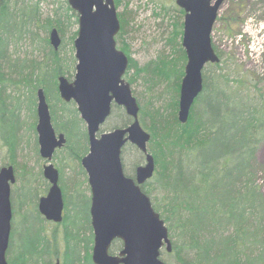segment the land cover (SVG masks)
<instances>
[{
  "label": "trees",
  "instance_id": "1",
  "mask_svg": "<svg viewBox=\"0 0 264 264\" xmlns=\"http://www.w3.org/2000/svg\"><path fill=\"white\" fill-rule=\"evenodd\" d=\"M116 2L119 3V0H115ZM30 8L33 10L31 16L21 12L27 19L35 15V9ZM67 8L72 9L70 6ZM5 13L12 17V29L3 27L0 23V118L7 124L4 129L0 128V140L8 148L7 164H12L15 170L16 145L21 126L17 108L24 101L31 108L27 99H32L34 105V91L37 97L39 87L43 88L46 99L50 101L49 110L55 131L63 132L66 137L62 147L70 157L80 161L88 151L86 127L80 128L77 108L71 105L73 100L65 101L57 93V78L61 74L65 75L66 71L62 66L69 63L57 57L56 49L51 45L48 36L46 42L49 43L52 54L50 63L44 65L40 61L27 62L24 59L26 63L19 68L14 65L17 61L15 59L7 66L8 71H5L3 61H6V43L1 31L6 29L9 36H12L19 30L20 24L26 21V18L17 19L19 12L11 11L7 0H0V18ZM71 13L78 17L75 10ZM118 17L120 30L117 37L123 33L127 23L124 13H118ZM56 21L52 27L60 32L62 25L58 23L59 19ZM175 26L173 39L178 57H165L154 61L155 71L165 72L167 75L177 72L176 88L171 101L172 112L166 114L159 108H147L136 97L139 103V120L150 133L147 148L155 161L161 163L160 169L156 168L153 173L156 174L155 180L158 183L157 188L161 189L158 190L161 197L152 199L151 203L168 227L172 248L170 251L163 248L164 252L174 258L173 264H252L253 261L255 264H264V192L255 178L257 147L264 140V84H248L241 77L234 78L230 84L222 73L210 76L205 72V66L202 71V90L191 105L187 121L180 122L177 116L178 98L186 54L180 40L183 22L176 21ZM119 48L127 53L123 43ZM219 61L208 63L218 65ZM171 63L173 65L169 68ZM133 66L137 73H147L150 70L148 63L139 65L133 58H129L128 67ZM26 67L33 70H26ZM52 69L57 94L55 99L60 103L57 109L54 102L51 103L49 87L41 78V70ZM20 86H25L28 91L22 101L13 94ZM128 116L121 118L113 127L127 125L131 121ZM35 117L34 127H31L33 130L37 122V112ZM62 181L59 169L60 186ZM141 188L151 195L152 190L146 186V181L141 184ZM61 189L66 208L70 201L71 210L74 209L73 198L66 200L65 188ZM76 194H81L86 199L88 227L73 231L72 226L67 224L71 214L66 212L62 218L65 245L73 248L75 244L83 241L85 253L83 255L78 251L74 263L86 264V261L88 264H95L90 252L93 245L90 195L86 196L75 190L72 197ZM22 204L26 203L19 202L17 209L15 208L14 190H11L12 213L17 210L19 214L18 209ZM32 204L30 207L37 217L43 222L47 221L39 212L37 201ZM28 206L25 205L22 211L28 209ZM11 221L13 222V218ZM113 243H116V250L122 246L120 240H114ZM254 245L258 246L255 250ZM110 251L115 249L110 248ZM54 252L57 257L56 250ZM46 263L50 264L49 261L44 262Z\"/></svg>",
  "mask_w": 264,
  "mask_h": 264
},
{
  "label": "rangeland",
  "instance_id": "2",
  "mask_svg": "<svg viewBox=\"0 0 264 264\" xmlns=\"http://www.w3.org/2000/svg\"><path fill=\"white\" fill-rule=\"evenodd\" d=\"M68 4L67 0H7L8 8L13 12H19L17 19L26 18V21L24 24H20L19 30L17 29L18 31L12 36H9L6 29L1 31L6 43V61H3L5 71H8L7 66L15 59L17 61L14 62V65L19 68L26 63L23 61L24 59L27 62L40 61L44 65L50 63L52 54L49 50L51 47L46 39L51 27L54 26L52 24L59 19L58 23L62 25V31L59 32L61 43L56 49V54L65 63H69V65L62 66L66 71L65 76L70 80L74 77L76 58L73 39L78 30V17L71 13L72 9L67 8ZM115 5L117 13H124L127 20L123 33L118 37V33L115 35L117 47L123 43L127 49L128 54L125 53L128 58H133L139 65L147 63L150 65V70L147 73L145 71L137 73L134 66L130 68L127 66L123 74L124 78L130 83L133 94L139 100L141 99V103L145 104L147 108H159L166 114L171 113L177 72L167 75L164 74L165 72L155 71L154 61L159 58L178 57L173 31L175 32L176 21L183 22L184 10L180 11L181 7L176 4L175 0H119V3L116 2ZM30 7L35 9V15L27 19L21 12L31 16L33 10ZM0 23L3 27L12 29L11 15L9 13L2 15ZM211 39L214 49L220 55V61L218 65L205 64V72L210 76L222 73L230 84L236 77L245 79L248 84H264V0H224L212 27ZM172 65L173 63L169 65V68ZM204 67L202 71H204ZM25 69L28 70L30 67ZM41 78L49 87L52 96L51 103L54 102L57 109L60 103L55 99L57 94L53 83V69L41 70ZM26 93H28L26 87L20 86L19 90L13 94L18 97L19 101H22L25 99ZM34 97L36 98L34 105L32 99H27L31 108L25 101L20 103L17 108L21 126L15 153L16 179L11 185V190H14L16 209L19 202L26 204L19 207V214L17 210L12 213L13 222L11 221L6 258L8 264H44L48 261L53 264L56 259H59L61 264H75L74 259L77 257L78 251L81 254L85 253L84 242L80 241L73 248H68L63 235V222H43L30 207L33 206L32 203L38 202V197L45 194L49 186L48 180L42 173L46 159L38 151V144L35 142V128L34 130L31 128L34 127L36 120L37 97L35 91ZM47 102L50 104L49 100ZM71 105L77 108L74 101ZM76 115L80 119V128L85 129V121L81 118L78 109ZM126 116L128 115L121 105L113 104L111 113L101 125L100 130L113 128L121 118ZM145 120L147 122L146 117ZM141 125L147 130L142 123ZM1 127L4 129L7 124L0 118ZM1 134L2 130L0 137ZM144 159V154L134 144L127 142L123 146L121 160L125 174L133 175L136 165L144 162ZM8 161V148L0 140V165L7 164ZM51 161L60 169L63 180L61 187L65 188L66 200L73 198L74 209L71 210L70 201L67 202V208L64 203L63 215L66 212L71 214L67 224L72 226L73 231H76L77 228H87L86 199L81 194L72 197L75 190L83 195H90L87 173L80 161L70 157L64 147H60L54 152ZM160 164L155 161V169H160ZM255 170L256 182L264 192V140L257 147ZM155 179L156 174H153L145 180L146 186L152 190L151 195L147 194L150 200L161 197V193L158 191L161 189L157 188L158 183ZM25 205L29 206L23 212L22 208H25ZM53 231H55V237H53ZM82 234L83 232H81ZM115 246L116 243L111 244V248L116 250ZM163 248L161 249V258L168 264H173L174 258L169 257ZM253 248L255 250L258 246L254 245ZM55 250L57 257H55ZM85 263L88 264L86 261ZM252 264H255V261Z\"/></svg>",
  "mask_w": 264,
  "mask_h": 264
},
{
  "label": "water",
  "instance_id": "3",
  "mask_svg": "<svg viewBox=\"0 0 264 264\" xmlns=\"http://www.w3.org/2000/svg\"><path fill=\"white\" fill-rule=\"evenodd\" d=\"M224 0H175L184 10L181 43L186 62L181 78L177 116L187 121L191 105L203 87L202 70L208 62H218L219 55L211 41V31ZM78 13V30L74 38L76 58L74 77L61 74L57 78L60 97L73 100L85 121L88 151L80 163L87 173L90 187V216L93 229L91 259L95 264H168L160 257L161 248L170 251L168 227L142 190L141 184L155 169L154 156L147 149L150 133L139 120V103L123 74L129 58L116 45L120 30L114 0H68ZM49 41L57 49L61 38L56 27ZM121 105L131 121L100 131L110 115L112 105ZM38 150L46 159L43 176L48 180L46 194L39 197L38 209L48 220L62 219L64 199L59 184V170L51 161L54 151L64 145L63 132H56L49 104L42 87L37 89ZM130 142L144 153V162L135 175L125 174L121 151ZM12 164L0 166V264H8L6 251L11 232V185L15 181ZM114 239L122 241L118 252L109 248ZM53 264H61L56 259Z\"/></svg>",
  "mask_w": 264,
  "mask_h": 264
},
{
  "label": "flooded vegetation",
  "instance_id": "4",
  "mask_svg": "<svg viewBox=\"0 0 264 264\" xmlns=\"http://www.w3.org/2000/svg\"><path fill=\"white\" fill-rule=\"evenodd\" d=\"M142 163H143V162H142ZM134 170H135V169H134ZM134 173H135V171H134ZM62 193H63V192H62ZM63 198H64V197H63ZM61 221H62V220H61ZM61 221H60V222H61ZM91 226H92V225H91ZM92 232H93V229H92ZM117 240H119V239H117ZM120 241H121V240H120ZM121 245H122V241H121ZM121 247H122V246H121ZM121 247H120V248H121ZM110 248H111V246H110ZM110 248H109V251H110ZM120 248H119V249H120ZM119 249H117V250H115V251H112V252H118ZM110 252H111V251H110Z\"/></svg>",
  "mask_w": 264,
  "mask_h": 264
}]
</instances>
